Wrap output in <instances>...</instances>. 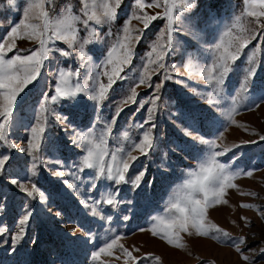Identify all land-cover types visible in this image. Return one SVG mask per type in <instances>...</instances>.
<instances>
[{"label":"rangeland","instance_id":"rangeland-1","mask_svg":"<svg viewBox=\"0 0 264 264\" xmlns=\"http://www.w3.org/2000/svg\"><path fill=\"white\" fill-rule=\"evenodd\" d=\"M27 2L15 0L14 5H9L7 0H0V43L14 42L16 49L22 50L39 48V42L23 36L22 29L21 36L14 41L4 40L10 30L6 26H15L24 19ZM150 2L145 0V7L138 9L135 0H122L114 20L96 24L89 18L94 12H102L103 0H44V10L49 13L47 34L51 35L59 21L71 19L77 40L71 49L66 42L56 41L52 45L72 55L64 57L59 51L49 54L38 80L21 94L10 118L9 141L16 147L9 148L0 142V153L10 154L6 171L0 175V194L4 197L0 199V226L7 229L0 238V264H264V254L260 253L264 248V140L260 139L264 136V16L249 15L264 8L255 0H168L173 15V47L165 57L166 69L154 72L156 66L148 65L151 80L140 84L151 46L157 42L167 45L165 5L148 8ZM187 3H194L195 7L188 9ZM134 12L141 17L147 14L159 18L144 29L142 20L133 17ZM190 16L201 19L199 28L192 29L191 21L182 18ZM85 19H89L87 26ZM27 22L39 23L43 28V21L32 18ZM125 27L133 38L141 35L143 29L139 42L133 39V59L121 73L126 79L117 80L106 100L94 106L90 92L100 83H107V76L103 75L105 71L111 72V65L106 64L107 53L112 46L119 49L124 42ZM189 29L197 33V39L191 37ZM180 33L183 36L177 39ZM236 36H245L250 43L232 66L225 84H209L210 76L217 75L209 71L218 55L215 45L223 41L228 46ZM253 36L256 38L252 39ZM16 49L7 52L6 58L17 54ZM252 66L257 67L256 74L250 79L248 90H241L245 70ZM61 71L66 87L78 96L83 95L75 107L71 106L74 101L52 105L58 114L71 115L72 123L77 125L75 145L70 142L71 133L65 130L66 125L57 123L47 112L41 114L39 108L44 94H55ZM149 83L162 87L154 113V148L145 156L135 145L143 138V132L152 127H139L152 107L153 88ZM132 88L137 92L135 101L125 104L111 125L115 108L131 95ZM79 89H84V93ZM190 110L208 117L202 128L187 127L184 113ZM37 117L46 126V132L41 148L30 153L28 139ZM101 133H106L105 165L112 162L113 154L117 161L130 160L129 152L139 157L126 173L131 180L146 169L139 188H133L131 183L116 186L111 181L97 180L96 170L84 167L82 158L91 142L99 141ZM197 136L214 141L216 151L228 150L218 160L234 175V187L225 189L222 199L226 203H212L206 210L201 231L207 235L197 234L191 225L186 232L173 228L169 234L174 242L169 244L163 230L179 216L171 207L176 193L190 179V173L199 172L212 151L208 144L194 139ZM248 171L252 176L247 175ZM12 178L29 190L33 183L42 186L44 197L38 193L28 197L18 186L10 184ZM70 184L75 187H69ZM93 184L95 189L91 188ZM110 194H117L114 205L104 202ZM197 198L202 196L197 194ZM96 200L100 203H94ZM245 204L253 207H244ZM28 211L32 216L23 239L13 251L11 238L19 230V219ZM213 224L216 228L211 227ZM240 238H244V243H239ZM113 240L116 244L107 248ZM237 246L241 252L236 251ZM102 248L105 250L100 252ZM123 249L138 259L132 260ZM93 252L100 255L94 259ZM242 255L250 259L245 261Z\"/></svg>","mask_w":264,"mask_h":264},{"label":"snow or ice","instance_id":"snow-or-ice-1","mask_svg":"<svg viewBox=\"0 0 264 264\" xmlns=\"http://www.w3.org/2000/svg\"><path fill=\"white\" fill-rule=\"evenodd\" d=\"M262 8H264V0H255ZM9 5H14L15 0H7ZM122 0H114L110 3L109 0H103L101 4L102 12L100 14L93 13L92 17L89 19L95 20L96 24L101 22L112 21L117 16V9L121 5ZM165 5L164 15L168 20L167 28V45L164 43L157 42L151 46V51L147 53L148 61L145 65L144 72L140 76L139 83L144 84L146 79L151 80V73L148 71V65H155L156 67L152 70L154 72H160L162 69H166L165 57L169 49L173 47V15L172 7L169 6L168 0H151L150 3H147V7L151 8L153 6L160 7L161 4ZM135 5L138 9H143L145 7V0H135ZM188 9L195 7L194 3H187L185 5ZM49 13L44 10V0H28L27 6L23 9V17L19 23H16L15 26L12 24L7 25L9 28L4 36V40H12L21 36V29L23 36L28 37L29 39H35L39 42V48L35 50H22L16 49L14 42L11 43H0V118L3 122H0V142H3L9 148H15V144L10 143L9 133H10V118L13 116L14 107H17L18 99L21 94L24 93L25 89L29 85H33L34 82L38 80V77L41 73V69L46 60L49 59V54L53 51H59L60 54L64 57H69L72 55V52L68 50L55 49L52 45L56 41L66 42L69 49L72 48L73 43L77 40L75 30H71V19H65L59 21L54 26V31L51 35H48L49 24L47 21ZM251 16H264V11L259 13L252 11L249 13ZM135 19L142 20L144 29H147L150 26V23L153 20L159 18V15H143L138 16L133 13ZM35 18L36 20L43 21V28L39 23H28L29 19ZM189 19L191 21L192 29L199 28L201 24V19L190 16L182 17ZM89 19L83 21L84 25L87 26ZM259 23V20H257ZM141 35L133 38L128 28H124L125 36L123 38L124 42L120 43L119 49L117 46H112V49L107 53L106 64L111 65V72L105 71L104 76H107V83H100L98 88L91 90L89 98L95 102L94 106L102 104L106 100L107 95L112 89L113 85L119 79H126L125 76H122L121 73L124 71V66H127L131 63L134 51L132 45L133 39L137 42L142 38L143 29L140 30ZM189 33L193 39H197L198 35L195 31L189 29ZM163 36L164 34L161 33ZM183 36V33L177 37ZM256 37L253 36L252 39ZM250 43V40L245 36H236L231 40L228 46H225L223 41L217 43L215 48L218 52L216 62L210 72H217V75L210 76L208 83L211 84L215 81L218 85H224L226 78L229 76L233 70L232 66L239 59V56L242 54L244 48ZM230 48H234V51H231ZM16 49L17 54L13 55L11 58H6L7 52H12ZM83 49V45H81ZM222 49V50H221ZM30 52V54H20L22 52ZM153 54H155V59H152ZM85 55L84 51H80V56ZM249 61L255 64L252 56L248 57ZM246 75L243 77V81L240 84V89L247 91L249 88V81L253 79L257 67L252 66L248 67L246 70ZM64 72H60V81L56 83L55 94L49 97L48 94H44V102L39 105L40 113L45 112L49 113L50 116L54 117L57 123H60L62 126H65V130L71 133L70 142L74 145L77 144V125L72 123L71 115H63L62 113H57V109L52 107L58 102H70L72 107H75L76 104L80 102V99H83V95L78 96L77 92L69 90L66 85L67 81L64 79ZM166 79L171 78L166 76ZM149 87L153 88L152 97L150 102L152 107H149L147 110V116L144 122H142L139 127L144 128L145 125L151 124L152 127H149L146 131L143 132V138L138 144L135 145L141 152V154L147 156L151 150L154 148V139L152 136L154 124V113L157 105V101L160 99L159 90L162 87V84H155L154 86L149 83ZM80 93H84V89H79ZM137 92L135 88L131 89V95L126 98V100L121 101L120 106L115 108V113L111 121V125L115 124L116 118H118L120 112L123 109L125 104L135 101ZM147 103V101L145 102ZM143 107V103L141 104ZM184 119L187 122V127L193 130H197V126L202 128L204 126L205 120L208 117L203 112H196L190 110L184 113ZM229 120H231V115H229ZM98 122V121H97ZM93 121H90L91 125ZM111 125H109L108 131H111ZM31 138L28 139V152H35L41 148V141L44 133L46 132V126L41 122L40 118L37 117V123L31 127ZM106 133H101L100 139L97 142L93 140L91 142V147H88L86 150V155L83 156V165L86 169H95V177L97 180L104 179L111 181L114 185L119 186L124 183H131L133 188H139L142 183V179L145 175L146 169L140 171L133 179L128 180L126 178V173L129 172V169L133 166L134 162L139 159V157L131 156L129 152V159H120L117 161L115 154L112 155L111 160L107 165H105V157L107 151L104 147L106 140L104 136ZM191 134L189 133V136ZM222 135V133H221ZM87 140V136L84 137ZM196 140H201L202 142L209 145L210 151L207 160L200 165L199 172L190 173V179L184 182V185L176 193V202L171 205L178 213L179 216L174 219L172 223H169L163 231L165 232V239L169 244H172L173 237L169 233L173 228H176L181 231H188L189 225L196 229L197 234L207 235L206 231H201L204 227L205 214L208 207L212 204L226 203L222 198L225 193L226 188L234 187L231 183L234 175L229 173L227 167L224 163H220L218 158L224 156L227 153V149L224 152L216 151V145L214 141H204L203 137L197 136L194 137ZM261 140H264V136L260 137ZM234 147L239 148V145H234ZM21 152H24V148L19 149ZM233 159H238L233 156ZM10 162V154L0 153V175H3L6 171L7 164ZM33 170L36 169V164L32 165ZM252 172L248 171L247 175L252 176ZM57 176L61 173H57ZM75 178V177H74ZM11 185L18 186L23 192L27 194L28 197H32L34 193H38L41 198L44 197V191H41L42 186L38 187L36 183H33L31 190H29L24 184H20L17 179L12 178L10 180ZM69 187H75V185L70 184ZM96 185L91 186L92 189H95ZM47 191V190H45ZM197 194H200L202 198H197ZM3 195L0 194V199H3ZM117 199V194H110L109 198L104 201L108 205H114ZM94 203H100L99 200L94 201ZM244 207H253V205L245 204ZM2 210V206H0ZM95 211V209H93ZM32 212L28 211L27 214H24L22 218L19 219V230L12 236V245L13 251H16L15 245L23 239V235L26 231V226ZM111 219V217H108ZM127 219V217H125ZM212 228H216V225H211ZM222 231V230H219ZM7 229L0 226V238L6 234ZM154 235L156 233H153ZM227 235V233H225ZM239 243H244V238H240ZM116 244V240H113L110 244L107 245V248H112ZM123 247V246H121ZM105 249H100V252H103ZM123 251L130 257L132 260H137L138 258L132 256L131 252L127 249ZM237 252H241L239 246L236 247ZM100 252H93L92 256L95 259L100 255ZM260 253L264 254V248L260 249ZM159 260V257L156 258ZM242 259L248 261L250 258L247 255H242Z\"/></svg>","mask_w":264,"mask_h":264}]
</instances>
